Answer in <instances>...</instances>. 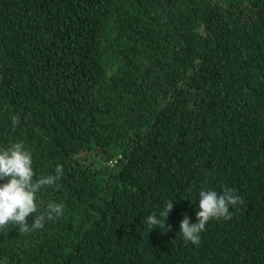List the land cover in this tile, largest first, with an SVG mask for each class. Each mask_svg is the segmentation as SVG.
<instances>
[{
	"label": "trees",
	"instance_id": "obj_1",
	"mask_svg": "<svg viewBox=\"0 0 264 264\" xmlns=\"http://www.w3.org/2000/svg\"><path fill=\"white\" fill-rule=\"evenodd\" d=\"M13 142L37 178L63 165L39 198L65 213L9 224L0 261L264 264V0H0V147ZM225 186L243 203L185 242L199 191Z\"/></svg>",
	"mask_w": 264,
	"mask_h": 264
},
{
	"label": "clouds",
	"instance_id": "obj_2",
	"mask_svg": "<svg viewBox=\"0 0 264 264\" xmlns=\"http://www.w3.org/2000/svg\"><path fill=\"white\" fill-rule=\"evenodd\" d=\"M13 126L19 123V116L11 117ZM33 155L23 142H13L7 147H0V234L7 232L8 225L18 228L20 235L29 231L43 229L45 221H51L64 216L65 205L54 201L47 202L41 210L44 202L39 198L41 190L45 187L59 185L57 181L63 176V165L58 164L54 174L36 177L33 168ZM199 195V209L196 212V222H190V217L185 214L180 222L182 239L199 245L201 233L207 223L213 219H231L230 206L243 203L237 190L225 186L222 192L216 190L201 189ZM173 209V201L166 202L165 208L152 213L146 218L148 228L166 227L169 213ZM34 214L35 220L29 223V216ZM7 264V260L0 261Z\"/></svg>",
	"mask_w": 264,
	"mask_h": 264
}]
</instances>
